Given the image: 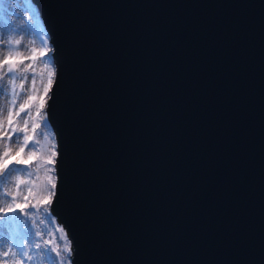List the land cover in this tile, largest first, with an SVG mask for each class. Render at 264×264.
Listing matches in <instances>:
<instances>
[{"label": "water", "instance_id": "1", "mask_svg": "<svg viewBox=\"0 0 264 264\" xmlns=\"http://www.w3.org/2000/svg\"><path fill=\"white\" fill-rule=\"evenodd\" d=\"M30 3L69 263L264 264V0Z\"/></svg>", "mask_w": 264, "mask_h": 264}, {"label": "rangeland", "instance_id": "2", "mask_svg": "<svg viewBox=\"0 0 264 264\" xmlns=\"http://www.w3.org/2000/svg\"><path fill=\"white\" fill-rule=\"evenodd\" d=\"M29 5L30 0H14V2L13 0H0V61H3L11 55L15 63L17 58L22 57L24 63L19 65V68L28 69L25 75L29 78L27 80H17L16 90L21 94L17 99V105L15 107L11 105V85L8 83V75L6 74L7 65H5L3 69H0V87L3 89L0 91V113L6 116L7 111L11 110L14 115V126L18 128L24 127L21 118L15 117V111H18L19 104L23 103L28 95H36L38 99L34 102L33 108L30 110L32 116L36 115L37 109L40 108L39 98L42 97L44 101H46L47 98V96H44V88L47 87L50 77L48 74V67H45V65L47 64L53 69L49 51L50 46L41 24L40 30L33 32L27 28V24L31 23V21H26L25 26L21 27L10 18L13 13L28 16L29 14L26 13V11L29 9ZM16 40H19L20 43L16 44ZM45 41H47L46 45ZM41 53H45V55H41ZM32 56H35L36 59L32 60ZM33 76L35 77V85L32 84ZM21 83L24 84V88L26 89L24 92H21L19 87ZM21 117L27 118L24 113H21ZM2 122L4 130L12 134L9 126L7 127L6 119H3ZM37 122L41 124L40 129L37 130L36 136V139H38L40 143L36 144L35 148L37 149V155L41 159L32 160L29 161L27 165H17L15 167H12L10 163L9 170L4 176L0 177V207L6 206L14 195L17 196L18 202H23V197L28 194L29 190L33 193L28 201L30 204L35 203L37 200L49 198L50 192L53 191L51 189V183H49V180H51L52 183L55 181L53 164L47 165L45 159H51L54 162V156L51 155V145H55V142L54 133L46 118L45 104L44 108L41 110V115L37 117ZM31 123L32 121L29 119V134H31ZM19 135L22 137L23 133H19ZM11 144L12 142L8 141L6 136L0 137V157H2L5 150H10L13 153L19 150V145L14 143L13 147L15 149L12 150L10 147ZM27 151L28 149H26L23 154L25 157ZM11 159L14 161L16 157L13 155ZM49 168L52 169L51 172L48 171ZM25 169H27V171H25ZM5 193H8V195L6 196ZM45 208L48 209L47 212H45ZM27 211L31 214L32 219H36V228L43 233L44 238L49 239L52 244H59L62 248L64 246V241L59 240V236L62 234L65 235V233H60L58 231V229L62 227L50 214L49 204H41L39 211L33 208H29ZM37 217L39 219H44L45 225H40ZM52 221H55V223ZM4 247H6V245L3 239L0 238V250ZM31 255L33 256V260L27 262V264H61L60 258H53V254L51 256V253L42 254L39 250L34 249ZM62 255L65 258L64 264H70L68 254L63 253Z\"/></svg>", "mask_w": 264, "mask_h": 264}, {"label": "snow or ice", "instance_id": "3", "mask_svg": "<svg viewBox=\"0 0 264 264\" xmlns=\"http://www.w3.org/2000/svg\"><path fill=\"white\" fill-rule=\"evenodd\" d=\"M14 2V0H13ZM28 16L18 15V13H13L10 18H12L16 24L24 27L26 21H31L27 24V28L33 32L40 30V18L37 12L36 6L30 3L29 9L26 11ZM14 27V26H13ZM16 44H19L20 41L16 40ZM47 41H45V45ZM49 51H51L49 49ZM45 55V53H41ZM32 60H35L36 57L32 56ZM24 63L23 58H17L16 62H13V57L9 55L3 61H0V69H3L7 65L6 74L8 75V83L11 85V105L15 107L17 105V99L20 96V92H17V80H27L29 77L25 75L28 72L27 68L20 69L19 65ZM30 67V65H29ZM45 67H48L49 80L47 87L44 88V96H48L49 91L53 86V81L51 77L55 76V71L49 67L47 64ZM32 84L35 85V77H32ZM21 92L26 91L24 84L19 85ZM0 87V91H2ZM38 99L36 95H28L27 99L23 103L19 104L18 111H15V117H20L24 127L18 128L14 126V115L11 110L7 111L6 116L0 113V137H7L8 141L19 145V150L16 152H11L10 150H5L2 157H0V177L9 170L10 163L12 167L17 165H27L29 161L41 159L37 155V149L35 148L36 144H39L40 141L36 139L37 130L40 129L41 124L37 122V117L41 115V110L44 108L45 101L40 97V108L37 109L36 115L32 116L31 109L33 108L34 102ZM21 113L25 114V117H21ZM3 119H6L11 133L4 130ZM29 119H31V134H29ZM19 133H23L21 137ZM22 141V144H21ZM55 145H51L52 156H56L57 152L55 151ZM28 149L26 157L23 155L25 150ZM15 156L16 159L12 161V156ZM47 165L53 164L51 159H45ZM27 171V169H25ZM49 172L52 171L51 168L48 169ZM51 183V189L56 188V184ZM7 196L8 193H5ZM33 195L32 191L29 190L28 194L23 197V202L17 201V196H12L11 200L4 207H0V238L3 239L4 247L0 250V264H27L33 260L31 255L32 250H39L42 254L51 253L53 258H60L61 264H64L65 258L63 253H67L68 256H71V249L68 246L67 237L65 235H60L59 240L64 241V246L61 248L59 244H52L49 239H45L43 233L36 228V219H32L31 214L27 211L29 208L36 209L39 211L41 204L48 205L51 204V196L55 195L54 191L50 192L49 198L43 200H37L35 203H29V198ZM48 209L45 208V212ZM27 218V219H25ZM37 219H39L37 217ZM30 221V222H29ZM55 223V221H52ZM40 225H45L44 219H39ZM60 233L64 232V229L59 228Z\"/></svg>", "mask_w": 264, "mask_h": 264}, {"label": "bare ground", "instance_id": "4", "mask_svg": "<svg viewBox=\"0 0 264 264\" xmlns=\"http://www.w3.org/2000/svg\"><path fill=\"white\" fill-rule=\"evenodd\" d=\"M18 57H21V56H18ZM22 58V57H21ZM7 127H8V124H7ZM10 147L12 148V150H14L15 148L13 147V143L10 145Z\"/></svg>", "mask_w": 264, "mask_h": 264}, {"label": "trees", "instance_id": "5", "mask_svg": "<svg viewBox=\"0 0 264 264\" xmlns=\"http://www.w3.org/2000/svg\"><path fill=\"white\" fill-rule=\"evenodd\" d=\"M51 256H52V254H51Z\"/></svg>", "mask_w": 264, "mask_h": 264}]
</instances>
